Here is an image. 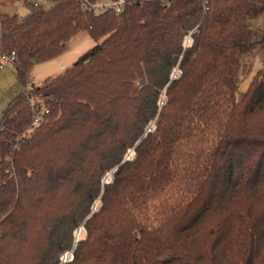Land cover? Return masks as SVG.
Here are the masks:
<instances>
[{
  "label": "trees",
  "instance_id": "16d2710c",
  "mask_svg": "<svg viewBox=\"0 0 264 264\" xmlns=\"http://www.w3.org/2000/svg\"><path fill=\"white\" fill-rule=\"evenodd\" d=\"M51 1L0 13L27 87L0 116V264H264V0ZM82 31L96 45L32 82Z\"/></svg>",
  "mask_w": 264,
  "mask_h": 264
},
{
  "label": "rangeland",
  "instance_id": "374dc122",
  "mask_svg": "<svg viewBox=\"0 0 264 264\" xmlns=\"http://www.w3.org/2000/svg\"><path fill=\"white\" fill-rule=\"evenodd\" d=\"M44 8H48L53 5L51 0H38ZM19 5V12L22 15H26L29 11L27 5H25L24 0H13V3ZM263 15L257 18L252 17L249 19V25L253 28L258 27L263 22ZM188 42V40L186 41ZM96 45V41L89 35L87 31L80 32L77 36L72 38L70 41L69 47L62 54L57 55L49 60L39 62L34 64L31 69V81L39 84L49 76H54L64 71L65 69L71 67L75 61L86 51L93 48ZM186 45H188L186 43ZM247 59V60H246ZM249 59V60H248ZM248 74H245L241 77V87L243 90H247L249 83L253 76L261 69L263 65V51L258 48L255 50L253 55L250 58H245ZM180 69L177 66L173 74L179 75ZM247 73V72H246ZM26 85L19 80L16 74V69L12 60H2V65L0 67V116L3 111L8 107V105L26 89ZM163 101V100H162ZM157 120L152 121L153 128L156 125ZM150 124V125H151ZM152 130V128H150ZM72 135L65 136L63 142H67V148L73 147V142L76 141V138ZM79 138V136H77ZM74 139V140H73ZM80 140V139H79ZM136 156L134 148H129L125 154V159H133ZM54 170H58L54 165ZM118 170V166L109 170L103 177V181L108 183L113 180L115 173ZM55 173V171H54ZM42 188H46V184ZM100 199H97L93 205V210H96L100 205ZM81 232L76 234L77 231ZM87 231L84 227V224L81 223L77 230L74 232V240L79 241L86 237ZM77 244H75L76 247ZM73 257V250H68L62 254V260H71Z\"/></svg>",
  "mask_w": 264,
  "mask_h": 264
},
{
  "label": "built area",
  "instance_id": "2783aa9c",
  "mask_svg": "<svg viewBox=\"0 0 264 264\" xmlns=\"http://www.w3.org/2000/svg\"><path fill=\"white\" fill-rule=\"evenodd\" d=\"M34 3L35 6H41L40 2L38 0H29ZM81 4V8L85 11L95 12V13H101L105 11H115V12H121L125 9L126 4L128 0H79ZM192 32H190L185 37V42L187 44H190L192 42ZM3 60H13L14 56L12 55H3ZM174 77H177V75H174ZM43 116V112H37L34 115L33 119V126H36L39 124L41 118ZM81 231L78 230L76 234L80 233ZM75 249V248H74ZM74 249H72L74 251ZM64 262L67 260H63Z\"/></svg>",
  "mask_w": 264,
  "mask_h": 264
},
{
  "label": "crops",
  "instance_id": "0c3cea01",
  "mask_svg": "<svg viewBox=\"0 0 264 264\" xmlns=\"http://www.w3.org/2000/svg\"><path fill=\"white\" fill-rule=\"evenodd\" d=\"M19 10V5L13 3L12 0H0V13L7 12L10 14H14Z\"/></svg>",
  "mask_w": 264,
  "mask_h": 264
}]
</instances>
